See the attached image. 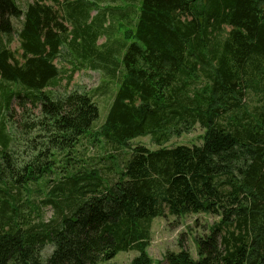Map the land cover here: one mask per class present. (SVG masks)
<instances>
[{
	"label": "trees",
	"instance_id": "trees-1",
	"mask_svg": "<svg viewBox=\"0 0 264 264\" xmlns=\"http://www.w3.org/2000/svg\"><path fill=\"white\" fill-rule=\"evenodd\" d=\"M67 1L23 9L0 0V264H100L131 250L139 251L131 264H154L153 220L202 213L220 222L196 240L199 259L184 249L166 264H264V0H124L139 12L114 6L94 18L90 0ZM130 12L136 26L123 32L120 51L99 46L97 27ZM15 34L20 57L10 47ZM63 48L71 64L117 80L97 129L94 94L48 91L61 79ZM15 99L41 110L16 124L26 160L2 117ZM198 125L201 145L166 147ZM147 135L159 148L135 147L114 182L81 165L86 136L117 148ZM31 187L46 190L52 221L33 218L40 206L22 202Z\"/></svg>",
	"mask_w": 264,
	"mask_h": 264
},
{
	"label": "rangeland",
	"instance_id": "rangeland-1",
	"mask_svg": "<svg viewBox=\"0 0 264 264\" xmlns=\"http://www.w3.org/2000/svg\"><path fill=\"white\" fill-rule=\"evenodd\" d=\"M17 4L23 9L26 8L27 4L31 0H15ZM78 0H68L67 2H75ZM135 5V6H134ZM132 4L128 1L121 0V3L109 2V0H90V17H97L100 13L104 12L106 15H110V10L107 7H119L123 10L135 9L138 6ZM139 7H137V12H139ZM133 13H129V18L125 20L119 18H108L105 27L100 28L99 34H104L99 39L98 45L101 46L105 42L113 44L115 49L120 51L121 44H123L124 36L123 32L128 29H135L132 21ZM136 19V18H135ZM138 19V17H137ZM14 27L20 29L22 20H13ZM91 24V21H88ZM69 30H72L73 26L68 24ZM5 41V35L0 32V39ZM20 42L17 35H14L13 41L10 45L13 51H19L18 57H20L19 50ZM63 55L56 61L57 66L61 69L62 75L61 79L58 80L57 84L48 91L52 92L54 95H64L70 91L80 90L89 92L91 95L94 94L95 101L98 103L100 108V118L94 124L93 128H99L106 120L110 105L113 100V96L118 88L117 80L108 77L103 71H94L89 65H81L76 63L75 65L70 62H74L72 56L68 55L67 48L62 49ZM116 57H119L116 53ZM120 58V57H119ZM75 70L71 85L67 86L68 80ZM12 91L22 92V88L19 86L11 85ZM21 90V91H20ZM21 100L15 99L11 107V115H9L6 110L3 112V116H7L8 128L11 133L15 134L19 138L20 130L17 129L16 124L22 123L24 114L32 117H37L40 115V108H34L29 102H25V105H20ZM251 105H255L252 102V98L249 100ZM8 114V115H7ZM26 117V118H27ZM17 129V130H16ZM13 130V132H12ZM204 130L198 125L194 130L188 134H183L182 136H173L166 147H176V146H193L201 145L203 143ZM21 138L15 144L18 149L16 150L22 155L25 160L28 154L22 153L25 149L23 143H21ZM105 141L97 142L90 136H86L81 139L78 145V156L82 157L84 164L82 166L86 168H96L102 171L104 177L108 178L109 182H114L118 177V172L126 165L127 161L130 159L133 149L137 146H143L150 150H156L159 146L153 141L151 135L140 136L131 140L126 146H121L117 148L109 144L104 143ZM16 152V154H17ZM26 152V151H25ZM111 156L113 158L108 159ZM61 157V156H59ZM59 159V158H58ZM89 165V166H88ZM80 166V165H79ZM36 187H31V190L27 193H23L22 202L32 203V206H40V212L33 214V218L38 216V219L44 220L45 223L52 221L55 218V211L52 208L43 206L41 202L45 200L44 193H38L35 191ZM220 222V218L211 214H189L184 217H176L167 215L164 218H156L152 222L151 227V241L148 248V253L152 258L154 264H166L165 258L169 253L178 254L181 250H186L190 253L194 261L199 259L198 247L196 240L199 238L206 237L210 234L211 228ZM53 252V246L48 245L43 252V256L48 258ZM139 256V251L131 250L127 252H120L115 258L110 261L101 262L100 264H131L132 261Z\"/></svg>",
	"mask_w": 264,
	"mask_h": 264
}]
</instances>
